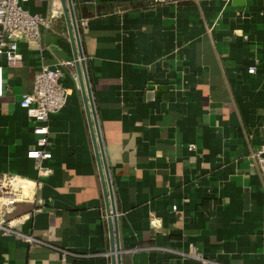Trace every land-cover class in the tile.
Wrapping results in <instances>:
<instances>
[{
    "label": "crops",
    "instance_id": "1",
    "mask_svg": "<svg viewBox=\"0 0 264 264\" xmlns=\"http://www.w3.org/2000/svg\"><path fill=\"white\" fill-rule=\"evenodd\" d=\"M129 2L74 3L77 21L87 18L79 36L121 264H264V190L248 163L264 134V0ZM24 7L50 11L38 0ZM60 10L38 42L18 39L20 67L0 56V173L37 180L9 216H22L18 228L40 241L0 233V264H111L74 64L61 79L66 104L48 120L49 174L38 177L26 155L35 123L19 106L21 94L40 64L74 61Z\"/></svg>",
    "mask_w": 264,
    "mask_h": 264
},
{
    "label": "built area",
    "instance_id": "2",
    "mask_svg": "<svg viewBox=\"0 0 264 264\" xmlns=\"http://www.w3.org/2000/svg\"><path fill=\"white\" fill-rule=\"evenodd\" d=\"M29 0H0V56L3 57L6 67H20L23 63L18 50V39L38 42L41 30L50 27L54 17L61 12L58 0H38L50 6L46 14L30 12L24 7ZM200 1V0H196ZM225 2L229 0H224ZM179 0H151L152 5L176 4ZM78 26H86L87 18H80ZM74 61L60 59L54 66L40 64L33 76L32 87L21 94L19 106L24 109L26 116L35 123L33 133L35 143L26 155L34 162L36 175H48L51 168L44 162L51 158L48 140V120L52 114L59 112L66 104L68 89L61 79L64 70L72 67ZM248 73L255 72V65L247 67ZM4 86L3 67L0 64V95ZM190 144L188 149H192ZM248 163L259 175L264 190V134L262 143L248 155ZM37 180L21 176L16 173H0V233L6 236H15L29 243L40 242L34 236L18 228L22 216L11 218L9 211L17 203L29 201L27 190L35 189ZM181 256L189 255L182 251H174ZM70 253V252H65ZM192 253H194L192 251ZM71 254V253H70ZM202 263L207 260L197 254Z\"/></svg>",
    "mask_w": 264,
    "mask_h": 264
},
{
    "label": "water",
    "instance_id": "3",
    "mask_svg": "<svg viewBox=\"0 0 264 264\" xmlns=\"http://www.w3.org/2000/svg\"><path fill=\"white\" fill-rule=\"evenodd\" d=\"M76 0H59L63 16L66 21L67 30L73 50L74 65L77 75V83L80 88L85 112L88 119L90 135L94 147L99 176L101 180L102 192L106 206L108 234L110 241L111 264H121V249L118 237V218L114 205L113 192L108 174V168L104 158V151L100 137L99 125L96 117L93 97L88 81L84 54L81 47L79 27L77 25V15L74 10ZM80 2H90L92 0H79ZM99 2L132 1V0H98Z\"/></svg>",
    "mask_w": 264,
    "mask_h": 264
},
{
    "label": "trees",
    "instance_id": "4",
    "mask_svg": "<svg viewBox=\"0 0 264 264\" xmlns=\"http://www.w3.org/2000/svg\"><path fill=\"white\" fill-rule=\"evenodd\" d=\"M129 3H132L134 6H142V5H145V4H150L151 3V0H132L130 1ZM77 6H80L81 7V4L80 3H76V7Z\"/></svg>",
    "mask_w": 264,
    "mask_h": 264
},
{
    "label": "rangeland",
    "instance_id": "5",
    "mask_svg": "<svg viewBox=\"0 0 264 264\" xmlns=\"http://www.w3.org/2000/svg\"><path fill=\"white\" fill-rule=\"evenodd\" d=\"M59 1V0H58Z\"/></svg>",
    "mask_w": 264,
    "mask_h": 264
}]
</instances>
